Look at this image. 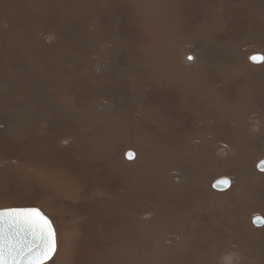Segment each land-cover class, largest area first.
Wrapping results in <instances>:
<instances>
[{
    "label": "rangeland",
    "instance_id": "rangeland-1",
    "mask_svg": "<svg viewBox=\"0 0 264 264\" xmlns=\"http://www.w3.org/2000/svg\"><path fill=\"white\" fill-rule=\"evenodd\" d=\"M110 1L32 13L28 0H9L0 15V210L37 208L51 221L56 251L45 264H123L126 251L130 264H207L215 247L264 264V231L252 240L264 227V178L253 166L264 159V0ZM186 49L200 54L188 68ZM177 78L209 88L186 91ZM173 92L192 116L187 129L165 110ZM202 92L219 108L234 109L238 96L246 131L261 135L252 152L219 136L229 118ZM212 139L232 150L215 155L220 163L208 156ZM178 171L188 179L167 189L162 177ZM221 177L233 193L210 191ZM157 233L177 239L168 254L153 248Z\"/></svg>",
    "mask_w": 264,
    "mask_h": 264
},
{
    "label": "bare ground",
    "instance_id": "bare-ground-1",
    "mask_svg": "<svg viewBox=\"0 0 264 264\" xmlns=\"http://www.w3.org/2000/svg\"><path fill=\"white\" fill-rule=\"evenodd\" d=\"M88 0H42L41 2H39V0H28V2H29V5H28V8H26L27 10H29V11H31L32 13L33 12H35V11H38V10H34V9H30V8H34V7H36L37 5H38V9H43V8H46V7H50L51 8V10L52 11H54L55 9H57L56 8V6L59 4V3H61V2H65V6H69V7H71L70 5H72V4H70V2H75L76 4H80V3H85V2H87ZM101 1H103V2H106V3H110L111 1L110 0H101ZM116 2H117V0H115ZM127 1V0H126ZM159 1V0H158ZM165 1V0H164ZM9 0H0V15L2 16V15H7L6 13H5V11H6V9H8V5H9ZM129 2V1H128ZM127 2V3H128ZM146 2V1H145ZM152 2V1H151ZM168 2V1H167ZM213 2H216V1H213ZM70 5H69V4ZM140 3V2H139ZM160 4H161V2H159ZM94 5V4H93ZM130 5V4H129ZM120 6V5H119ZM150 6V5H149ZM172 6V5H171ZM27 7V6H26ZM62 7H63V5H62ZM122 7L123 8H125V6L124 5H122ZM142 7V6H141ZM166 7V6H165ZM63 9V8H62ZM129 9V8H128ZM160 9V8H159ZM162 9V8H161ZM71 10H72V8H71ZM126 10V9H125ZM156 10H158V9H156ZM47 13H49V12H47ZM46 13V14H47ZM123 14V13H122ZM128 14V13H127ZM124 15V14H123ZM143 15V14H142ZM147 15V14H146ZM138 16V15H137ZM152 17V16H151ZM173 17V16H172ZM5 18H7V17H5ZM88 19V18H87ZM136 19V18H135ZM6 21V23L7 24H9V22H8V20L6 19L5 20ZM15 21V20H14ZM3 22V21H2ZM1 21H0V23H2ZM140 22V21H139ZM100 23V22H99ZM104 23V22H103ZM135 23V22H134ZM154 23V22H153ZM234 23V22H233ZM27 24V23H26ZM156 25V24H155ZM23 26V25H22ZM16 27H18L17 25H16ZM47 27V26H46ZM184 27V26H183ZM172 28V27H171ZM177 28V27H176ZM185 28V27H184ZM187 28V27H186ZM189 28V27H188ZM7 29V28H6ZM17 29H19V28H17ZM233 29V28H232ZM135 30V29H134ZM178 30V29H177ZM192 30V29H191ZM138 31V30H137ZM161 31V30H160ZM187 31V30H186ZM29 32H30V30H29ZM235 32H237V31H235ZM117 33V32H116ZM176 33V32H175ZM178 33V32H177ZM43 34H45L46 35V33H43ZM188 34V33H187ZM62 35V34H61ZM43 36V35H42ZM63 36V35H62ZM178 36H180V35H178ZM177 35L175 36V37H178ZM183 36V35H182ZM37 37V36H36ZM117 37V36H116ZM42 38V37H41ZM40 38V39H41ZM115 38V37H114ZM220 38V37H219ZM259 38V37H258ZM264 38V37H263ZM32 39V38H31ZM35 39H37V38H35ZM44 39V38H43ZM210 39H212V38H210ZM98 40V39H97ZM36 41V40H35ZM34 41V42H35ZM37 41H38V39H37ZM40 41V40H39ZM59 42V41H58ZM189 42H190V40H189ZM192 43V42H191ZM200 43V42H199ZM197 44V43H196ZM235 44V43H234ZM36 45H37V43H36ZM195 45V44H194ZM215 45V44H214ZM240 45V44H239ZM194 47V46H193ZM196 47V46H195ZM206 47V46H205ZM239 47V46H238ZM185 48V47H184ZM188 48V47H187ZM209 48V47H208ZM103 49V48H102ZM102 49H101V51H102ZM212 49V48H211ZM241 49V48H240ZM243 49H245V48H243ZM32 50V49H31ZM70 50V49H69ZM121 50H122V48H121ZM198 50V49H197ZM177 51H179V50H177ZM182 51V50H181ZM242 51H244V50H242ZM100 52V51H99ZM189 52H193L194 54H195V56L194 57H196L195 58V61L194 62H186L185 60H183L184 59V56L186 55V54H188ZM197 52V51H196ZM241 52V51H240ZM33 53V52H32ZM101 53V52H100ZM228 53V52H227ZM233 53V52H232ZM235 53V52H234ZM193 54V55H194ZM206 54V53H205ZM200 54L197 52V54L194 52V51H192V50H185V51H183L182 52V54H181V56H182V62H183V66L184 67H192V66H194L197 62H198V56H199ZM230 55V54H229ZM228 55V56H229ZM252 55V54H251ZM60 56V55H59ZM74 56H76V55H74ZM206 56V55H205ZM204 56V58H206ZM33 57V56H32ZM203 57V56H202ZM148 58V57H147ZM187 58V57H186ZM245 58V57H244ZM81 59V58H80ZM207 59V58H206ZM205 59V60H206ZM121 60V59H120ZM143 60V59H142ZM201 60H202V58H201ZM249 60H250V62H253L250 58H249ZM34 61V60H33ZM61 61V60H60ZM209 61V60H208ZM211 61V60H210ZM213 61V60H212ZM137 62V61H136ZM145 62V61H144ZM249 62V63H250ZM166 63V62H165ZM97 64V63H96ZM252 64V63H251ZM254 64V63H253ZM200 65V64H199ZM242 65V64H241ZM201 66V65H200ZM238 66V65H237ZM247 66V65H246ZM169 67V66H168ZM34 68V67H33ZM105 68V67H104ZM171 68V67H170ZM194 68V67H193ZM169 69V68H168ZM185 70H186V68H184ZM202 69V68H201ZM32 70V69H31ZM146 70V69H145ZM183 70V69H182ZM188 70V69H187ZM170 71V70H169ZM190 71V70H189ZM230 71V70H229ZM228 71V72H229ZM96 72V71H95ZM105 72V71H104ZM164 72V71H163ZM194 72V71H193ZM231 72V71H230ZM100 73H101V70H100ZM23 74V73H22ZM35 74V73H34ZM116 74V73H115ZM202 74H203V70H202ZM219 74V73H218ZM163 75H165V74H163ZM162 75V76H163ZM228 75V74H227ZM230 75V74H229ZM158 76V75H157ZM167 76V75H166ZM197 76V75H196ZM207 76V75H206ZM165 77V76H164ZM208 77H210V76H208ZM207 77V78H208ZM16 78V77H15ZM196 78V77H195ZM202 78V77H201ZM222 78V77H221ZM230 78V77H229ZM233 78V77H232ZM241 78V77H240ZM243 78V77H242ZM178 79V78H177ZM180 79V78H179ZM179 79H178V82H179ZM204 79H206V77L204 78ZM203 79V80H204ZM223 79V78H222ZM152 80V79H151ZM163 79H161V81H162ZM173 80V79H172ZM241 80V79H240ZM240 80H238V81H240ZM247 80V79H246ZM40 81V80H39ZM168 81H170V80H168ZM237 81V82H238ZM157 83V82H156ZM239 83V82H238ZM158 84H159V80H158ZM168 84V83H167ZM179 84H180V82H179ZM187 84L188 83H186L185 81H181V84L180 85H183L184 87H185V89L187 88ZM233 84V86H234V88L236 89V91H237V87L239 86V84H237V83H232ZM152 85V84H151ZM161 85V84H160ZM194 86H189L188 87V89H186V91H192V92H194V90H195V88L196 89H198V86H200L199 88L201 89V90H205V92H207V90H208V88L206 87V84H204V83H194L193 84ZM246 85V84H245ZM163 86V85H162ZM209 86V85H208ZM242 86H243V84H242ZM67 87V86H66ZM60 89V88H59ZM67 89V88H66ZM153 89H155V88H153ZM153 89H151L152 91H153ZM240 89H242V88H240ZM19 90V89H18ZM76 90V89H75ZM199 90V89H198ZM210 90V89H209ZM62 91V90H61ZM240 91V90H239ZM162 92V91H161ZM168 92V91H167ZM176 92V91H175ZM175 92H173V93H170L169 94V96H168V101L167 102H165L166 104H167V107H166V112L169 114L170 112H171V116L173 117V118H175L176 116V118H180L179 119V121H177V120H175V121H177V122H180V124H181V126H183L184 127V129H187L191 124H192V116H191V114H190V112H186V110L185 111H181L180 110V105H179V102H180V100L179 99H176V94H175ZM205 92H202L203 93V95L205 96H200V97H203V101H208L209 99L211 100V98H209V99H207L206 97L208 96V93H205ZM243 92V91H242ZM191 93V92H190ZM239 93V92H238ZM46 95V94H45ZM210 95H212L213 96V99H216V96H215V93H213V92H210ZM250 95V94H249ZM69 96V95H68ZM239 96H241L240 94H239ZM251 96V95H250ZM253 97V96H252ZM78 98V97H77ZM242 98V97H241ZM244 98H245V96H244ZM48 99V98H47ZM188 99V96L186 97V100ZM191 99V98H190ZM237 99H238V96H236L235 97V99L231 102V104H228L229 106H231L232 108H234V109H229V108H219L217 105H212V103L210 102V101H208L210 104H211V106L210 107H212L211 109H213V110H215L216 112H214V113H220L222 116H223V118L224 117H228L229 119H228V121H227V123H226V127H227V129H228V133L227 134H221V135H219V136H222V137H227V138H229L233 143L235 142V141H244L245 143H247V144H249L250 146H249V149L250 150H248L249 152H252L251 151V149H253V148H255L254 146L256 145V142L258 141V139L261 137V135H259V134H257V135H252V134H250V133H248L247 131H246V123L242 120V118H244V112H243V108L240 106V105H237V106H235V102L237 101ZM143 100V99H142ZM212 101V100H211ZM222 101H224V100H222ZM221 102V101H220ZM226 102V101H225ZM246 102V101H245ZM218 103V102H217ZM216 103V104H217ZM258 103V102H257ZM257 103H255V104H257ZM254 104V103H253ZM205 105V104H204ZM104 104H98L97 103V105H95V109L97 110V111H102V109L104 108ZM250 107H252L251 106V104L249 105ZM44 107V106H43ZM92 108V107H91ZM93 108V109H94ZM253 108V107H252ZM182 109V108H181ZM185 109V108H184ZM205 109V108H204ZM202 110V109H201ZM200 111V110H199ZM255 111V110H254ZM146 112V111H145ZM257 112V111H256ZM162 113V112H161ZM192 113V112H191ZM194 113V112H193ZM211 113H213V112H211ZM211 113H208V114H211ZM251 113V112H250ZM199 114V113H198ZM197 114V115H198ZM49 115V114H48ZM207 115V114H206ZM264 115V114H263ZM212 116H214V115H212ZM216 116V115H215ZM256 115L255 114H252V115H250L249 116V118H250V120L252 119V118H254ZM220 118H221V116H219ZM15 118V117H14ZM111 118V117H110ZM205 118H206V116H205ZM209 118H210V116H209ZM246 118V117H245ZM264 118V117H263ZM210 119H212V118H210ZM222 120V119H221ZM249 120V119H248ZM159 121V120H158ZM252 122V121H251ZM163 124V123H162ZM261 124L262 125H264V121L263 122H261ZM167 125V124H166ZM210 127V126H209ZM158 128V127H157ZM3 129V128H2ZM49 129V128H48ZM263 130H264V127L262 128V131L261 132H263ZM31 134V133H30ZM249 134V135H248ZM262 135H264V134H262ZM213 138V137H212ZM263 138V137H262ZM261 138V139H262ZM1 140H3V138L1 139ZM213 140V142L212 143H214V145L211 147V148H209V154H208V156L211 158V160H212V162L211 163H220L222 160H220V159H217L216 157L218 156V157H220V158H222V159H224V158H227L230 154H232V150L230 149V147L228 146V145H226V142H225V140L222 142V144H218V142H216V141H214L215 139H212ZM190 141H192V140H190ZM206 141V140H205ZM178 142H182V141H178ZM194 142V141H193ZM171 143V142H170ZM238 143V142H237ZM259 143V142H258ZM5 144V143H4ZM3 144V145H4ZM16 144V143H15ZM172 144V143H171ZM245 145V144H244ZM5 146V145H4ZM258 146V145H257ZM206 147V146H205ZM253 147V148H252ZM262 147V146H261ZM264 147V146H263ZM174 149V148H173ZM256 149H257V147H256ZM255 149V150H256ZM261 149V148H260ZM192 150V149H191ZM234 150V149H233ZM254 150V149H253ZM177 151V150H176ZM187 151V150H186ZM235 151V150H234ZM234 151H233V153H234ZM240 152V151H239ZM259 152V151H258ZM258 152H257V154H258ZM175 153V152H174ZM261 153H263V152H261ZM256 154V153H255ZM178 155V154H177ZM215 155H216V157H215ZM234 155H235V153H234ZM244 155V154H243ZM242 155V156H243ZM257 156H260L259 154L257 155ZM172 157V156H171ZM240 157V156H239ZM238 157V158H239ZM244 157V156H243ZM247 157V156H246ZM250 157H251V154H250ZM261 157V156H260ZM25 158V157H24ZM237 158V157H236ZM238 158H237V160H238ZM249 158V157H248ZM243 159V158H242ZM253 159V158H252ZM261 159V158H260ZM250 160V159H249ZM32 161V160H31ZM180 161H182V160H180ZM179 161V162H180ZM235 161V160H234ZM248 161V160H247ZM236 162V161H235ZM253 162H254V159H253ZM259 162V161H258ZM258 162L257 163H255V164H253V166L255 167V169L257 168L256 166H257V164H258ZM237 163V162H236ZM239 164H241L240 162H238ZM183 164V163H182ZM181 164V165H182ZM231 164V163H230ZM246 164V163H245ZM250 164H251V162H250ZM180 165V166H181ZM233 165V163L231 164V166ZM163 166V165H162ZM30 167V166H29ZM60 166H58V169L60 170V168H59ZM175 167V166H174ZM62 168V167H61ZM230 168H232V167H230ZM244 168H246V167H244ZM40 169V168H39ZM65 170H66V168H65ZM77 170V169H76ZM80 170V169H79ZM79 170H77V172L79 171ZM163 170H164V168H163ZM236 170V169H235ZM238 170V169H237ZM252 170V169H251ZM258 170V169H257ZM248 171V170H247ZM256 171V170H255ZM57 172V171H56ZM81 172V171H80ZM79 172V173H80ZM100 172V171H99ZM245 172V170H242V172L240 173V175L241 176H243V174H245L244 173ZM250 172V171H249ZM76 173V172H75ZM247 173V172H246ZM252 173V172H251ZM256 175L255 176H258V177H263L264 178V172H262V171H260V173H258L257 171H256ZM58 174V173H57ZM69 174H70V172H69ZM74 174V173H73ZM236 174V173H235ZM238 174V173H237ZM248 174V173H247ZM252 174H254V173H252ZM91 175V174H90ZM100 175V174H99ZM102 175V174H101ZM202 175H203V173H202ZM229 175V174H228ZM238 176H239V174H238ZM249 176V175H248ZM251 176V175H250ZM250 176H249V178H250ZM253 176V175H252ZM30 177V176H29ZM53 177V176H52ZM56 177V176H55ZM57 177H58V175H57ZM69 177V176H68ZM91 177V176H90ZM97 177H101V176H98V174H97ZM235 177V176H234ZM92 178V177H91ZM130 178V177H129ZM187 178V176L185 175V173H183L182 171H178V172H176V173H174L173 175H165V176H163L162 177V182H163V184H164V186L167 188V189H170V188H174V187H176V186H179V185H182V183L185 181V179ZM248 178V179H249ZM251 178H254V177H251ZM262 178V179H263ZM58 179V178H57ZM72 180H73V177L71 178ZM93 179H94V177H93ZM98 179H100V178H98ZM106 179V178H105ZM188 179V178H187ZM218 179H223V177H221V178H218ZM225 179H227V178H225ZM233 179H235V178H233ZM247 179V178H246ZM79 180V179H78ZM95 180H97V179H95ZM191 180V179H190ZM217 180V179H216ZM228 181H229V185H228V187H226L225 189H215V190H219V191H217V192H213L212 190H211V187H212V183L210 184V191L214 194V195H217V196H226L228 193L230 194V193H233V192H231L232 190V188H231V186H232V181L230 180V179H227ZM240 180H241V178H240ZM91 181V180H90ZM215 181V180H214ZM235 182L236 181H238L237 179H235L234 180ZM245 181V180H244ZM260 181V180H259ZM74 182V181H73ZM243 182V181H242ZM253 182V181H252ZM55 183V182H54ZM56 183H58V182H56ZM99 183V182H98ZM234 183V182H233ZM238 183V182H237ZM260 183V182H259ZM96 184H97V181H96ZM239 184V183H238ZM241 184V183H240ZM255 184V183H254ZM57 185V184H56ZM90 185V184H89ZM262 185V184H261ZM55 186V185H54ZM234 186V185H233ZM232 186V187H233ZM256 186V185H255ZM263 186V185H262ZM73 187H75V185L73 186ZM63 188V187H62ZM208 188V187H207ZM213 188V187H212ZM231 188V189H230ZM214 189V188H213ZM235 190V189H234ZM237 191V190H236ZM239 191V190H238ZM235 192V191H234ZM249 192V191H248ZM61 193V192H60ZM57 194H58V191H57ZM262 194V193H261ZM2 195V194H1ZM263 195V194H262ZM241 197H243V196H241ZM39 201V200H38ZM237 201H238V199H237ZM246 201V200H245ZM244 201V202H245ZM240 202V201H239ZM240 203H242V202H240ZM211 207V206H210ZM231 209V208H230ZM237 217V216H236ZM261 218V217H260ZM154 219V218H153ZM55 220V219H54ZM236 220H238V222H240V219H236ZM252 220H253V218L251 219V222H252ZM262 221H263V219H262ZM142 223H144V224H146V220H145V222H142ZM125 225V224H124ZM238 225V224H237ZM256 226V225H255ZM259 226V225H258ZM255 229V228H254ZM165 231V230H164ZM199 231V230H198ZM264 231V227H260V229H256V230H254V233H258V234H256V237L254 238V239H252V240H257L258 238H259V241L257 242V243H261V241H260V237L259 236H257V235H260V233H262ZM172 233V232H171ZM252 235V236H254L253 234H251V232L250 231H247V235ZM263 235V240H264V233L262 234ZM60 236V235H59ZM155 236V239H154V247L153 248H155L156 250H158L160 253H169V251H167V250H169L172 246H174L175 245V237H172L173 235H171L170 237L171 238H167V236H166V238H161V236H162V234H160V233H157V234H155L154 235ZM177 240V239H176ZM251 241V240H250ZM260 245V244H259ZM262 245V244H261ZM263 245H264V243H263ZM176 246V245H175ZM179 248H182L180 245L178 246ZM109 248V247H108ZM248 248V247H247ZM209 250V249H208ZM249 250V249H248ZM218 251H217V247H215V248H212L211 249V251H210V254H208L209 256H208V262H207V264L209 263V264H236V263H240V261L242 260V256L244 257V253H242L241 251H239V250H233V251H230V252H228V251H223V252H221V253H219V254H217L216 255V253H217ZM196 253H198V255H200V253L199 252H196ZM251 254V253H250ZM245 255H246V253H245ZM53 257V256H52ZM51 257V258H52ZM122 257H123V264H130L129 263V260H128V258H129V256H128V253H127V251L126 252H122ZM190 257V256H189ZM247 256H245V258H246ZM114 258V257H113ZM191 258V257H190ZM91 259V262H93V258H90ZM195 259V258H194ZM50 260V259H49ZM48 260V261H49ZM146 260V259H145ZM144 260V261H145ZM47 261V262H48ZM143 261V262H144ZM246 260H243V261H241V263L242 264H246V263H244ZM248 261V260H247ZM46 263V262H45ZM255 263V262H254ZM253 262L252 263H250V264H254ZM261 264V263H260Z\"/></svg>",
    "mask_w": 264,
    "mask_h": 264
},
{
    "label": "snow or ice",
    "instance_id": "snow-or-ice-1",
    "mask_svg": "<svg viewBox=\"0 0 264 264\" xmlns=\"http://www.w3.org/2000/svg\"><path fill=\"white\" fill-rule=\"evenodd\" d=\"M188 58L192 59L191 56ZM250 59L258 60L255 56ZM127 155L129 159L133 156L131 152ZM260 167L264 170V163ZM217 183L227 186L229 181L222 179ZM216 186L213 184L214 188ZM55 251V229L40 210L12 208L0 211V264H45Z\"/></svg>",
    "mask_w": 264,
    "mask_h": 264
},
{
    "label": "water",
    "instance_id": "water-1",
    "mask_svg": "<svg viewBox=\"0 0 264 264\" xmlns=\"http://www.w3.org/2000/svg\"><path fill=\"white\" fill-rule=\"evenodd\" d=\"M130 151H128V152H126L125 153V157L127 158V159H129L128 158V153H129ZM132 153V152H131ZM133 154V153H132ZM133 156H134V154H133ZM133 156H132V158H133ZM131 158V159H132ZM262 163H264V159L263 160H260L259 162H258V164H257V169L259 170V171H264V170H262V168L260 167L261 165H262ZM223 179H225V178H223ZM220 180H222V179H217V180H215V181H213V183H212V187H213V184H216L217 186L214 188V189H225L226 187H228V185L227 186H225L224 184H220V183H217L218 181H220ZM8 209H12V208H8ZM37 209V208H36ZM2 210H7V209H1L0 211H2ZM39 210V209H38ZM41 212V211H40ZM42 213V212H41ZM43 214V213H42ZM44 215V214H43ZM45 216V215H44ZM256 218H260V217H254L253 218V220H252V222L254 221V220H256V223H253L254 225H256V226H258V225H262V223H263V221H262V218H260V219H256ZM51 222V221H50ZM54 228V227H53ZM54 255V254H53ZM52 255V256H53ZM51 256V257H52ZM51 259V258H50ZM49 260V259H48ZM47 260V261H48ZM47 261H45V262H47Z\"/></svg>",
    "mask_w": 264,
    "mask_h": 264
}]
</instances>
